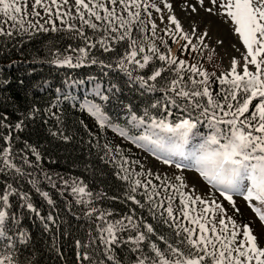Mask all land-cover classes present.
Masks as SVG:
<instances>
[{
  "label": "snow or ice",
  "instance_id": "6c2138e0",
  "mask_svg": "<svg viewBox=\"0 0 264 264\" xmlns=\"http://www.w3.org/2000/svg\"><path fill=\"white\" fill-rule=\"evenodd\" d=\"M44 2L45 0H35L32 5L33 10L37 6H44ZM51 3L59 9V0H51ZM63 3L67 4L68 0H63ZM75 4L77 9L82 6L89 17H94L95 21L99 22L93 23L91 19H85L78 11L84 24L94 31L102 30L108 35L94 44L91 38L81 31L80 35L85 41V46L72 49L80 54L75 57V62L70 56H64L62 59L56 56L51 62L57 66L80 67L87 60L88 50L96 47V44H99L105 52H110L112 49L106 41L126 38L129 41L127 49L116 60V67L128 72L130 78H133L131 72L136 68L143 70L149 67L154 58L159 60L161 65L152 67L150 75L134 79H137L140 86L147 91L164 93L161 100L151 104V108L161 106L166 115L154 117L147 109L142 117L130 112L129 124L139 123L147 128V132L138 136L137 139L154 145L165 156H178L188 161L209 183L217 186L221 190V195L229 202H232L231 193L241 195L261 223H264V58H262L264 56V0H219L220 14L226 15L231 20L235 26L234 31L239 35L247 53L244 56L242 73L237 71L238 62L233 58L231 69L216 77V80L211 78L215 75L214 73L210 74L196 64H188L185 60L172 56L170 49L168 55L161 54L154 41L148 43L145 48L144 45L149 39L147 36L137 39L133 35L134 31L145 32L147 25L151 24L152 36L162 40L161 37H157V25L152 22L150 14L147 20L142 18V8L147 13L148 7H155L149 4V0H87V2L75 0ZM212 4L216 5L217 0H212ZM0 6H2L0 13L5 17L0 23L7 24L8 29L13 27L12 24H8V20L14 21L17 25L22 23L16 19V16L27 12V0H0ZM165 7L171 6L166 3ZM46 11L51 14L50 9ZM34 14L39 15L35 11ZM57 16H60L59 11ZM169 21L175 25V32L180 33L181 25L175 17H169ZM192 31L195 33L196 29ZM111 33L116 35L112 36ZM0 35L11 36L12 31L0 27ZM164 35L170 36L174 43L178 42L171 29L164 30ZM206 35L207 33H204L199 38L201 42ZM180 39L188 40L187 44L181 46L183 49H188L192 45L187 35H180ZM191 50H196L194 45ZM146 51L152 55H141ZM91 63L95 64L98 61L92 60ZM249 64L255 67L254 73L249 70ZM128 65L135 67L129 70ZM102 66L112 67V65ZM165 71L170 72L171 75L162 76ZM194 77H203V79ZM158 78L163 83H160ZM149 81L157 83L150 84ZM217 81L220 85L219 91H213L212 85ZM96 95L103 101L108 100V97L99 91V86H97ZM254 100L257 102L253 106ZM80 107L95 118L101 128L112 126L108 116L102 112L101 105L89 102L81 104ZM174 109L181 115L178 119L169 121L168 117L173 115ZM22 125L23 121L18 122L15 125L16 130H21ZM201 127L207 129L206 134L200 132ZM53 135L56 133L54 132ZM120 135L123 136L124 133L121 132ZM10 140V135L4 137L5 143L9 146L0 148V168L14 169L17 173H21L22 170L13 162ZM26 147H29L33 155L39 159V153L35 148L27 145ZM24 159L25 163H29L26 157ZM168 162L165 160V163ZM124 163L129 162L125 159ZM177 166L181 167V165ZM121 172L124 174L120 178L126 181L134 175L124 168H121ZM45 178L53 187L56 186L52 176L46 174ZM60 179L65 187L69 186L68 180L63 177ZM156 179L159 180L160 177ZM176 179L181 180L180 177ZM151 184V180H147L143 185L139 180L130 183L127 198L134 204L140 205V201L133 194L143 187L145 204L149 205L153 212L162 209L161 218L176 231V236L180 239L175 244L168 243L164 248L150 243L148 254L137 255L135 264H264V247L260 246L259 238L252 233L247 224L238 225L227 216L215 200H205L200 196L180 191L181 188L186 187L181 182L179 188L175 189L179 197V206L174 208L173 204L177 197L173 195L162 197L154 185L153 190L149 191L148 186ZM163 187L165 190L169 187L166 181ZM8 189L0 194V237L5 236L4 225L8 219L7 213L2 209L9 204V197L14 191L11 185ZM71 189L76 202L87 207L90 202L88 198L93 195L91 191L76 181H72ZM37 191L42 197L48 199L47 192H40L38 188ZM21 198L26 199L24 196ZM253 200L257 203L252 204ZM48 202L52 203L50 199ZM27 207L32 209L31 203H28ZM236 211L239 212V209ZM93 212L98 210L92 207L85 215L91 216ZM106 215L111 213L101 212L96 219L102 221L97 226V230L107 258L116 264L115 257L112 255V246L122 243L118 233L130 228L137 230V234L129 237L127 241L136 245L131 251L141 252L139 246L145 241L147 234L154 232L153 227L145 223L142 225L144 231H140L131 215L115 221L106 220ZM77 245L80 246L79 242ZM13 247L10 237L6 244L0 245V264H17ZM78 258L91 261L87 253L82 256L78 253ZM97 264H103V261Z\"/></svg>",
  "mask_w": 264,
  "mask_h": 264
},
{
  "label": "trees",
  "instance_id": "16d2710c",
  "mask_svg": "<svg viewBox=\"0 0 264 264\" xmlns=\"http://www.w3.org/2000/svg\"><path fill=\"white\" fill-rule=\"evenodd\" d=\"M9 30L12 31L11 36L0 35V148L9 146L4 137L10 135L13 162L22 172L0 168V194L9 190V185L14 190L9 204L2 209L8 219L0 245L11 238L17 264H97L99 261L113 264L99 241L97 226L102 221L96 217L101 212L111 213L105 216L108 221L131 215L140 231H144L142 225L145 223L154 229L139 246V253L131 251L136 245L127 242L129 237L137 234L136 229L118 233L123 242L112 246L116 264H135L137 255L148 254L150 243L161 248L168 243H177L180 238L176 231L164 223L158 211L153 212L145 204V196L139 189L133 195L140 205L127 198L130 184L120 178L117 164L103 138L110 139V136L75 107L76 101L83 97L93 99L112 122L122 126L128 125L130 112L142 117L147 109L154 117L166 115L161 106L151 108V104L161 100L164 93L147 91L134 79L147 77L151 68L160 66L161 62L154 58L149 67L132 71L133 78H130L128 72L116 67V60L127 49L129 41L126 38L107 42L112 49L110 52L96 44L88 50L87 60L80 67L57 66L51 62L56 56L61 59L70 56L75 62V57L80 55L72 51L85 46L78 31L63 28ZM85 35L98 40L101 33L89 29ZM133 35L139 37V32L134 31ZM155 44L159 51L171 45L169 39L166 43L158 40ZM191 49L192 46L184 49L185 58L210 74L218 71L213 56L201 49ZM178 51L180 55L181 48ZM141 55L151 56L152 53L146 51ZM92 60L98 63L93 64ZM134 67L128 65L129 70ZM170 75L168 71L162 73L164 77ZM211 78L216 80L214 75ZM158 81L163 83L160 78ZM97 86L108 100L103 101L96 95ZM219 88L218 81L212 85L213 91H219ZM180 115L174 109L168 119L176 120ZM20 121L23 125L18 131L15 125ZM135 125V128L142 127L139 123ZM203 129L201 127L200 131ZM26 145L36 149L39 159ZM25 157L29 163H25ZM46 174L53 177L55 187L45 178ZM61 177L69 181L68 187L63 185ZM72 181L86 186L93 194L88 198L87 207L76 202ZM37 188L40 192H47L52 203L42 197ZM28 203L32 209L27 207ZM92 207L98 212L85 215ZM78 253L80 256L87 253L91 261L78 258Z\"/></svg>",
  "mask_w": 264,
  "mask_h": 264
},
{
  "label": "rangeland",
  "instance_id": "374dc122",
  "mask_svg": "<svg viewBox=\"0 0 264 264\" xmlns=\"http://www.w3.org/2000/svg\"><path fill=\"white\" fill-rule=\"evenodd\" d=\"M34 2L35 0H27V12L23 15L16 16L17 20L22 21L21 24L17 25L12 20H8V24H12V28L18 30L26 29L36 31L63 28L76 30L79 34L82 31L84 35L86 30L91 29L94 31L82 22L78 11L83 14L85 19H91L93 23H99L95 21L94 17H89L88 12L82 6L77 9L75 0H68L67 4H64L63 0H59V9L55 5H52L51 0H45L44 6H37L33 10L32 5ZM166 3L171 7H165ZM149 4L155 5V7H148L147 13L142 8V18L147 20L148 14H150L152 22L157 25V37H161L162 40L152 36L150 31L151 24H148L146 31L139 33V37H136L137 39L143 36L149 38L148 42L144 45L145 48H147L148 43H152L153 41L156 43V41L160 40L161 43H164L169 39L171 45L166 46L165 49L168 48V50L163 54L168 55L170 49L172 56L180 60H185L188 64H194L195 62L183 56L184 49L181 46L187 44L188 40L180 39V35H187L196 50L201 49L205 53L213 56L218 69L214 73V78L220 76L222 73H227L231 69L233 58L238 62L237 71L242 73L244 56L247 50L240 40L239 35L235 33V26L231 20L226 15L220 14L219 0H217L216 5L212 4V0H149ZM89 6L91 7V5ZM107 6L112 7L111 5ZM157 8L160 10L157 11ZM46 9H50L51 14H48ZM34 11L39 13V15H35ZM58 11L60 13L59 17L57 16ZM100 14L104 15L103 12H100ZM169 17H175L179 22L181 25L180 33L175 32V25L169 21ZM4 19L5 17L0 13V21ZM0 27L9 30L7 24L0 23ZM166 29L172 30L175 39L178 41L177 43H174L170 36L164 35V30ZM193 29H196L195 33L192 31ZM96 32L101 33V36H98V40L108 35L102 30H96ZM204 33H207V35L204 36L201 42L199 38ZM110 35L115 36L116 33H111ZM85 36L91 38L90 35ZM98 40L91 38L92 43ZM110 41L112 40H108L106 43ZM82 42L85 44L83 38ZM179 48H181L180 55H178ZM196 65L201 68L199 64ZM249 70L254 73L255 67L249 64ZM256 102L255 100L253 101V106ZM105 133L111 137L108 139L106 136H103L106 142L105 145H107V149H109L112 158L117 164L118 174L120 176L124 174L121 172V168L131 171L134 174L127 180L129 184L139 180L143 185L147 180H151L152 184L148 186V190L152 191V186L154 185L162 197L167 195L176 196L177 198L173 207L177 208L179 206V197L175 189L179 188L181 182H183L186 187L181 188L180 191L186 194L200 196L205 200H215L224 209V213L231 217L238 225L242 226L247 224L252 230V233L259 238L260 246L264 247V223H261L256 213L251 210L248 202L241 195L231 193L232 202H229L221 195V191H218L219 189H216L213 184L209 183L190 163H188L189 166L181 165V167H178L177 165L179 164L172 158L168 163H165V158H159L156 153L149 150L151 146L147 142L139 140L137 137H131L126 133L123 136L120 135L121 132H118V136L116 134L112 135L109 131H105ZM125 159L129 163L125 164ZM136 173L140 175H135ZM156 177H160V179L158 180ZM177 177H180L181 180H177ZM165 181L169 185L167 190L163 187ZM139 190L144 196L145 189L141 187ZM251 203L256 204L257 202L253 200ZM165 207H167V204H165ZM236 209H239V212ZM161 211L162 209L158 210L159 213ZM215 211L219 212V210ZM165 215L167 216L166 213Z\"/></svg>",
  "mask_w": 264,
  "mask_h": 264
}]
</instances>
